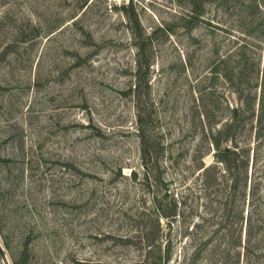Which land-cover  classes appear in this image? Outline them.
<instances>
[{"label": "rangeland", "instance_id": "374dc122", "mask_svg": "<svg viewBox=\"0 0 264 264\" xmlns=\"http://www.w3.org/2000/svg\"><path fill=\"white\" fill-rule=\"evenodd\" d=\"M0 264H264V0H0Z\"/></svg>", "mask_w": 264, "mask_h": 264}, {"label": "trees", "instance_id": "16d2710c", "mask_svg": "<svg viewBox=\"0 0 264 264\" xmlns=\"http://www.w3.org/2000/svg\"><path fill=\"white\" fill-rule=\"evenodd\" d=\"M205 168H206V167H205ZM205 168H204V169H205ZM244 188H245V190H246V188H247V183L245 184V187H244ZM248 188H249V191H250V190H251V185H248Z\"/></svg>", "mask_w": 264, "mask_h": 264}]
</instances>
